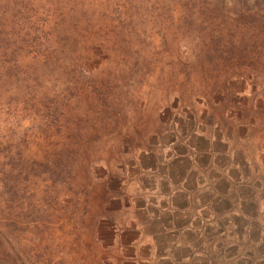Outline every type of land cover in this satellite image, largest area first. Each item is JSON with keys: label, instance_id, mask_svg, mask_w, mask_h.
Instances as JSON below:
<instances>
[{"label": "rangeland", "instance_id": "obj_1", "mask_svg": "<svg viewBox=\"0 0 264 264\" xmlns=\"http://www.w3.org/2000/svg\"><path fill=\"white\" fill-rule=\"evenodd\" d=\"M17 1L0 264H264V0Z\"/></svg>", "mask_w": 264, "mask_h": 264}, {"label": "trees", "instance_id": "obj_2", "mask_svg": "<svg viewBox=\"0 0 264 264\" xmlns=\"http://www.w3.org/2000/svg\"><path fill=\"white\" fill-rule=\"evenodd\" d=\"M18 3L17 4H20L19 2H20V0H18L17 1ZM130 7V9L132 10V5H129ZM137 5H135V3L133 2V14H134V9H135V7H136ZM171 6V5H170ZM170 8V7H169ZM220 9H222V8H220ZM2 11H4V7H3V5H0V13H2ZM13 11H15V10H13ZM130 13H131V11H129V9H128V15H130ZM169 14V13H168ZM167 19V17H163V19H162V21H167L166 20ZM136 32V31H135ZM141 31H139V32H136V37H141L138 33H140ZM33 42V41H32ZM32 42H30V44H32ZM34 43H35V41H34ZM231 43V42H230ZM229 40H227V39H223V43H222V47H224V48H226V47H228L229 46ZM35 45H37L36 43L34 44V46ZM133 46V48L136 46L135 45V43H132V44H130V46L129 47H127L128 49H130L131 47ZM15 46H11V44H9L8 42H6L5 43V40L4 39H1L0 38V54L1 55H4V58H2L0 61H7L8 60V58H9V55H11L12 53H15ZM211 48V47H210ZM209 48V49H210ZM208 49V50H209ZM131 52V51H130Z\"/></svg>", "mask_w": 264, "mask_h": 264}]
</instances>
